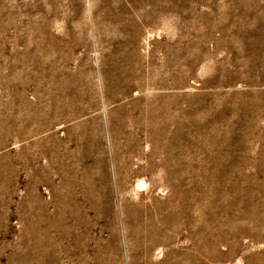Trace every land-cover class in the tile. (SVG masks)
<instances>
[{
    "label": "rangeland",
    "instance_id": "374dc122",
    "mask_svg": "<svg viewBox=\"0 0 264 264\" xmlns=\"http://www.w3.org/2000/svg\"><path fill=\"white\" fill-rule=\"evenodd\" d=\"M0 264H264V0H0Z\"/></svg>",
    "mask_w": 264,
    "mask_h": 264
}]
</instances>
